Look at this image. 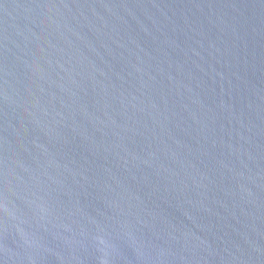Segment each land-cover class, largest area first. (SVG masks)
I'll return each mask as SVG.
<instances>
[{
    "label": "water",
    "instance_id": "obj_1",
    "mask_svg": "<svg viewBox=\"0 0 264 264\" xmlns=\"http://www.w3.org/2000/svg\"><path fill=\"white\" fill-rule=\"evenodd\" d=\"M0 264H264V0H0Z\"/></svg>",
    "mask_w": 264,
    "mask_h": 264
}]
</instances>
